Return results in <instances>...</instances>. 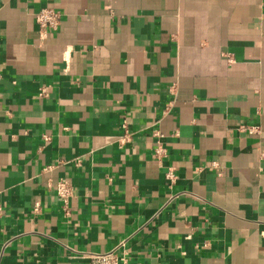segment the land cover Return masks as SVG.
<instances>
[{"label": "crops", "instance_id": "0c3cea01", "mask_svg": "<svg viewBox=\"0 0 264 264\" xmlns=\"http://www.w3.org/2000/svg\"><path fill=\"white\" fill-rule=\"evenodd\" d=\"M123 241L119 264H264V0H0V264Z\"/></svg>", "mask_w": 264, "mask_h": 264}, {"label": "built area", "instance_id": "2783aa9c", "mask_svg": "<svg viewBox=\"0 0 264 264\" xmlns=\"http://www.w3.org/2000/svg\"><path fill=\"white\" fill-rule=\"evenodd\" d=\"M35 21L40 29L41 34L50 33L58 29L60 24V14L51 8H43L36 13ZM44 94L45 91L43 90L41 92V95ZM122 128L124 129L125 132L123 137L121 138V143L123 144V143H127L130 140L131 135L126 131L125 126H123ZM239 130L241 132L249 133V134L259 133V128L255 126L252 127L241 126L239 127ZM156 136L161 138L159 133H156ZM159 143L160 142H158V144ZM156 155L158 157L164 156V151L161 148L160 144L156 149ZM166 179L170 183H174V181L176 180L175 174L171 169L167 171ZM56 192L66 208L73 195L71 185L68 182L59 181L56 185ZM125 247H126V242L123 241L112 251L102 254H92L89 256V258L91 259L93 264H119L122 260H124V257H122L119 251L120 250L124 251L123 249Z\"/></svg>", "mask_w": 264, "mask_h": 264}]
</instances>
